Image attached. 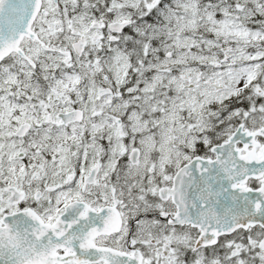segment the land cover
Instances as JSON below:
<instances>
[{
	"label": "snow or ice",
	"instance_id": "1",
	"mask_svg": "<svg viewBox=\"0 0 264 264\" xmlns=\"http://www.w3.org/2000/svg\"><path fill=\"white\" fill-rule=\"evenodd\" d=\"M0 264H264V0H0Z\"/></svg>",
	"mask_w": 264,
	"mask_h": 264
}]
</instances>
